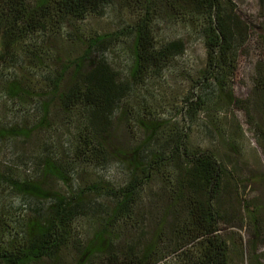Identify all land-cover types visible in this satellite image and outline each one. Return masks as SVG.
Instances as JSON below:
<instances>
[{
  "label": "trees",
  "instance_id": "16d2710c",
  "mask_svg": "<svg viewBox=\"0 0 264 264\" xmlns=\"http://www.w3.org/2000/svg\"><path fill=\"white\" fill-rule=\"evenodd\" d=\"M135 1L126 38L81 33L72 42L82 53L72 57L58 40L112 0H0V85L23 107L0 136L28 138L58 118L68 133L53 154L38 152L43 166L33 173L0 160V264H234L233 251L244 247L239 231H222L244 227L223 205L245 181L233 176L226 153L194 145L147 93L150 80L187 52L185 37L160 38L165 23L191 25L206 47L196 98L185 97L179 112L195 120L216 106L248 110L253 96L264 107V57L255 95L236 98L232 77L250 26L232 0ZM114 46L129 47L128 63L112 57ZM218 119V142L234 147L239 139ZM253 124L264 143V121ZM132 126L135 134L119 136ZM115 165L124 171L120 183L104 176ZM243 210L251 218L247 248L256 253L264 218L248 202Z\"/></svg>",
  "mask_w": 264,
  "mask_h": 264
},
{
  "label": "rangeland",
  "instance_id": "374dc122",
  "mask_svg": "<svg viewBox=\"0 0 264 264\" xmlns=\"http://www.w3.org/2000/svg\"><path fill=\"white\" fill-rule=\"evenodd\" d=\"M232 1L236 4L240 17L250 26L248 41L240 50L239 68L232 77L235 97L247 100L252 99L255 92L256 66L258 61L264 57V0ZM135 3H137L135 0H112L101 14H92L83 21H78V26L72 27L70 33L61 37L57 46L66 51L67 55L75 57L82 53V49L72 41L76 40L81 33L117 32L119 36L126 38L121 30L126 27V22L134 20L135 12L132 11V5ZM189 28L191 25L183 23L179 25L165 23L159 29V36L162 39L185 37L188 48L185 55L179 56L178 60L171 63V66L166 67L161 74L150 80L149 91L151 93L147 95L158 112L171 118L174 117V120L180 122L179 125L190 135V140L194 145L213 151L217 148L222 153H226L225 163L230 169L232 168L233 176L242 178L245 182L241 183L242 188L238 196L234 193L227 196L223 206L225 211L234 218L232 223L236 226L244 224V227L242 229L230 227L223 230L222 234L227 237L232 231H239L242 236L244 247L233 251L235 252L234 264H250L258 259L264 264V246H261L256 253H251L247 248L251 237L249 231L251 218L247 211L243 210L244 204L248 202L251 207L257 206L261 212L260 215L264 218V143L253 126L255 125L253 123L264 121V107H260V100L253 96L255 101L248 110L234 107L228 112L224 110L225 112L221 113V108L216 106L207 111L210 115L201 114L199 121L193 119L188 113H179L181 106L184 105L185 97L194 96L196 98L194 92L200 86L196 81L202 77V74L198 72L206 64L205 44L200 34L195 29L189 31ZM113 52L112 57L119 62L120 66L129 62L128 46L124 50L122 47L117 50L114 46ZM25 66L30 67V62L25 63ZM184 70L186 71L183 72ZM68 74L70 77L72 72ZM24 75L32 79L34 74H29L28 71ZM198 93L203 96L202 90H198ZM22 111L23 107L6 97L0 85V129L8 126L13 119L21 120L19 116ZM216 117L219 118V128L221 127L226 134L233 133L239 139L234 147L225 149L224 145L218 142L217 130L212 124V120ZM203 121H206L205 127ZM28 125H31V120ZM133 129L134 126L130 132L122 130L119 136L129 138L136 132L135 129L131 132ZM66 133L62 118H58L49 127L33 130L28 138L20 136L11 139L0 136V160L16 165L26 173L28 171L33 173L35 169L43 166V158H38V152L49 151L47 153L53 154L56 151V145L66 140ZM104 176L115 183H120L125 179L123 169L116 165L105 170ZM55 184L58 186L60 183L55 182ZM0 198L6 199L4 191L0 192ZM12 204L16 208L19 206V200L14 198ZM221 226L225 224L222 223Z\"/></svg>",
  "mask_w": 264,
  "mask_h": 264
}]
</instances>
